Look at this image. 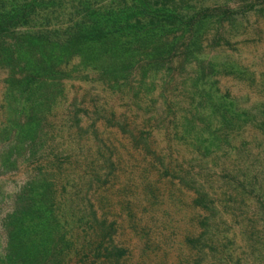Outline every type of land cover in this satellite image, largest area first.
Segmentation results:
<instances>
[{
  "label": "rangeland",
  "instance_id": "1",
  "mask_svg": "<svg viewBox=\"0 0 264 264\" xmlns=\"http://www.w3.org/2000/svg\"><path fill=\"white\" fill-rule=\"evenodd\" d=\"M80 1L45 0L0 51V264H264V0H192L230 7L202 78L64 55Z\"/></svg>",
  "mask_w": 264,
  "mask_h": 264
},
{
  "label": "trees",
  "instance_id": "2",
  "mask_svg": "<svg viewBox=\"0 0 264 264\" xmlns=\"http://www.w3.org/2000/svg\"><path fill=\"white\" fill-rule=\"evenodd\" d=\"M44 1L13 2L10 10L0 14V51L8 54L7 58L16 60L7 38L21 39L16 27L24 24ZM57 1L50 0V6ZM78 5L80 15L65 28V37L60 40L55 34L58 41L50 40L63 46L64 55L84 51L94 60L100 52L113 53L125 73L137 66H166L172 71L173 60H179L182 68L193 58L201 66V78L213 71V66L198 55L210 20L221 23L230 13L227 4L197 6L192 0H110L108 4L83 0ZM55 32L50 28V35ZM116 252L120 255L121 250Z\"/></svg>",
  "mask_w": 264,
  "mask_h": 264
}]
</instances>
